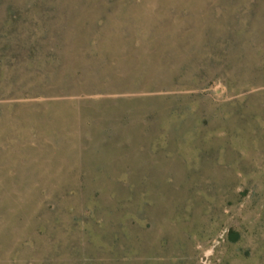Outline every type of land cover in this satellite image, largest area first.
Listing matches in <instances>:
<instances>
[{
    "label": "rangeland",
    "instance_id": "rangeland-1",
    "mask_svg": "<svg viewBox=\"0 0 264 264\" xmlns=\"http://www.w3.org/2000/svg\"><path fill=\"white\" fill-rule=\"evenodd\" d=\"M0 264H264V0H0Z\"/></svg>",
    "mask_w": 264,
    "mask_h": 264
}]
</instances>
